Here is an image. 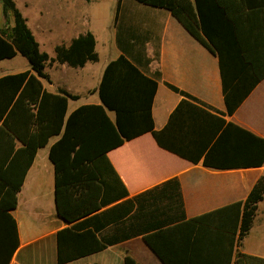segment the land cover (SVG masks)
<instances>
[{"label": "trees", "instance_id": "1", "mask_svg": "<svg viewBox=\"0 0 264 264\" xmlns=\"http://www.w3.org/2000/svg\"><path fill=\"white\" fill-rule=\"evenodd\" d=\"M0 1L6 20V26L0 29V61L21 55L30 64L29 71L0 77V264H10L20 245L17 224L10 214L17 206V194L38 150L53 137H59L49 153L56 169L58 210L72 223L128 195L107 155L148 133L161 147L181 157L194 162L203 157L207 168L264 166L263 138L208 115L187 100L179 105L170 125L157 133L152 105L158 83L124 56L110 62L104 71L98 90L101 104L69 113V100L79 97L64 89L53 95L44 88L43 81H49L45 71L49 55L41 51L15 1ZM136 1L171 12L190 35L218 56L228 115L232 116L264 79V0ZM120 6L119 0L118 9ZM55 54L54 61L72 68L99 61L96 38L91 32L80 35L69 46H57ZM109 113L115 118L111 119ZM203 116L214 118L216 123L202 125L206 119ZM17 142L23 147L17 149ZM263 199L264 176L245 202L236 205L242 207L238 237H212L208 227L186 221L170 228L153 226L146 230L145 240L164 264H215L223 258L220 252L225 249L226 264H230L235 247L252 229ZM117 210L111 208L60 230L58 264H69L113 245L114 241H101L97 233L115 220ZM131 236L127 234L123 239ZM237 257V264L239 259L249 258ZM124 263L137 264L130 256Z\"/></svg>", "mask_w": 264, "mask_h": 264}, {"label": "crops", "instance_id": "2", "mask_svg": "<svg viewBox=\"0 0 264 264\" xmlns=\"http://www.w3.org/2000/svg\"><path fill=\"white\" fill-rule=\"evenodd\" d=\"M120 4L118 9L117 3L102 31L92 25L88 9L83 12L82 8L71 7L72 15L64 20L66 25L73 27L72 33L68 39H60L55 48L69 46L80 35L91 32L96 38L99 55L98 62L87 63L83 68L54 61L56 54L49 56V81H43L44 88L53 95L64 89L79 97L69 100V113L82 106L101 104L98 90L104 71L110 62L124 56L158 83L152 105L157 133L170 125L179 105L187 100L208 115L234 123L264 139V79L240 108L232 116L228 115L218 56L190 35L171 12L136 0H120ZM79 23L83 30L78 28ZM5 26L0 1V29ZM50 28L53 30V23ZM102 61L101 67L93 66ZM0 72V77L21 73H4L2 69ZM109 116L115 118L114 113ZM203 117L206 119L202 125L216 123L214 118ZM58 140L59 137H53L47 146L38 150L17 194V206L10 211L20 240L10 264H58V232L114 207L118 209L115 220L97 233L101 241H114L113 245L69 264H125L127 256L137 264H164L147 244L146 230L156 225L170 228L186 221H197L204 228L208 227L212 237H238L242 207L236 205L245 202L264 176V166L236 170L207 168L203 157L199 162L181 157L161 147L156 137L148 133L107 155L128 195L72 223L59 213L56 169L49 158L50 149ZM22 147V143L17 142V149ZM127 211L123 218H117ZM97 229L100 228L97 226ZM127 234L132 236L123 239ZM116 239L121 241L116 242ZM215 239L213 243L217 245ZM238 254L249 257L239 259V264H264V199L249 234L235 247L230 264H237ZM220 256L223 258L214 263L226 264V249Z\"/></svg>", "mask_w": 264, "mask_h": 264}, {"label": "rangeland", "instance_id": "3", "mask_svg": "<svg viewBox=\"0 0 264 264\" xmlns=\"http://www.w3.org/2000/svg\"><path fill=\"white\" fill-rule=\"evenodd\" d=\"M14 1L27 19L28 26L39 42L41 51L47 53L51 57L55 55L56 43L62 38L68 39L72 33L71 31L73 27L71 24L66 25L64 22V20L73 13L71 7L82 8L83 12L88 9L89 17L92 19V25H96L97 29L102 31L108 24V18H110L111 14H114V10L117 8L118 3V0ZM52 23L54 24V28L53 30H50V24ZM56 24L59 25L57 26ZM81 24L82 23H79L78 28L83 30L84 27ZM49 62L50 61H48L46 65V73L49 72ZM102 64L103 61L102 63L93 66L101 67ZM29 68V62L21 55H18L15 59L6 60L0 64V70L2 69L4 73L23 72Z\"/></svg>", "mask_w": 264, "mask_h": 264}]
</instances>
